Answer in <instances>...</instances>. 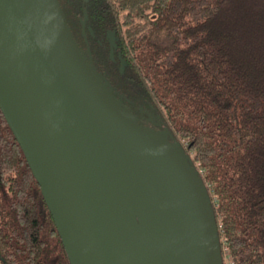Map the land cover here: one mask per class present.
Instances as JSON below:
<instances>
[{"label":"trees","instance_id":"obj_1","mask_svg":"<svg viewBox=\"0 0 264 264\" xmlns=\"http://www.w3.org/2000/svg\"><path fill=\"white\" fill-rule=\"evenodd\" d=\"M60 3L125 108L147 126L167 125L187 152L209 191L223 257L264 264V0ZM84 8L93 32L81 31ZM0 264H70L1 108Z\"/></svg>","mask_w":264,"mask_h":264},{"label":"water","instance_id":"obj_2","mask_svg":"<svg viewBox=\"0 0 264 264\" xmlns=\"http://www.w3.org/2000/svg\"><path fill=\"white\" fill-rule=\"evenodd\" d=\"M87 17L84 8L83 29ZM0 108L70 264H224L209 191L187 152L167 125L147 126L125 108L60 0H0ZM140 185L155 202L149 261L131 244L142 205L130 210L128 192Z\"/></svg>","mask_w":264,"mask_h":264},{"label":"bare ground","instance_id":"obj_3","mask_svg":"<svg viewBox=\"0 0 264 264\" xmlns=\"http://www.w3.org/2000/svg\"><path fill=\"white\" fill-rule=\"evenodd\" d=\"M128 201L130 203V210H134L136 202L141 203L142 224L140 228L135 230L132 236L131 244L133 248L141 255L147 257L149 261L155 242V226H156V212L154 195L143 186L134 187L128 192Z\"/></svg>","mask_w":264,"mask_h":264},{"label":"flooded vegetation","instance_id":"obj_4","mask_svg":"<svg viewBox=\"0 0 264 264\" xmlns=\"http://www.w3.org/2000/svg\"><path fill=\"white\" fill-rule=\"evenodd\" d=\"M81 20V19H80ZM82 24V23H81ZM82 27V29H81V31H83V25L81 26ZM89 27H91L89 24H88V22L86 21V24H85V30L87 31V29H90ZM86 34H87V32H86Z\"/></svg>","mask_w":264,"mask_h":264},{"label":"rangeland","instance_id":"obj_5","mask_svg":"<svg viewBox=\"0 0 264 264\" xmlns=\"http://www.w3.org/2000/svg\"><path fill=\"white\" fill-rule=\"evenodd\" d=\"M54 238L52 239V241L54 242ZM226 260H227V264H232L231 260H230V257H229V254L226 256Z\"/></svg>","mask_w":264,"mask_h":264},{"label":"built area","instance_id":"obj_6","mask_svg":"<svg viewBox=\"0 0 264 264\" xmlns=\"http://www.w3.org/2000/svg\"><path fill=\"white\" fill-rule=\"evenodd\" d=\"M226 252L224 253V257H225V260H226ZM232 264H234V262L231 260ZM226 264H227V260H226Z\"/></svg>","mask_w":264,"mask_h":264}]
</instances>
